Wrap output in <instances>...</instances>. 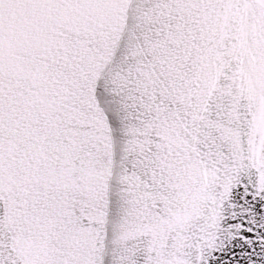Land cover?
I'll return each mask as SVG.
<instances>
[{"label":"snow or ice","instance_id":"6c2138e0","mask_svg":"<svg viewBox=\"0 0 264 264\" xmlns=\"http://www.w3.org/2000/svg\"><path fill=\"white\" fill-rule=\"evenodd\" d=\"M241 261L264 0H0V264Z\"/></svg>","mask_w":264,"mask_h":264},{"label":"water","instance_id":"95a60500","mask_svg":"<svg viewBox=\"0 0 264 264\" xmlns=\"http://www.w3.org/2000/svg\"><path fill=\"white\" fill-rule=\"evenodd\" d=\"M247 226V225H246ZM247 238L255 239V234L254 233H246L245 234ZM241 249L239 247L236 248V252L239 253ZM257 251H259V246L257 245ZM241 264H243V261H241Z\"/></svg>","mask_w":264,"mask_h":264}]
</instances>
